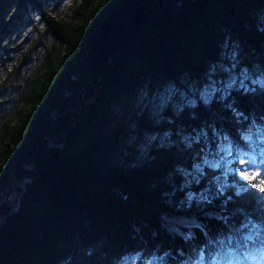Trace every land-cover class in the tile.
I'll return each mask as SVG.
<instances>
[{
  "label": "trees",
  "instance_id": "16d2710c",
  "mask_svg": "<svg viewBox=\"0 0 264 264\" xmlns=\"http://www.w3.org/2000/svg\"><path fill=\"white\" fill-rule=\"evenodd\" d=\"M119 1L73 0L64 18L49 15L58 0H0V57L20 27L40 17L43 28L6 80L50 40L0 123V204L20 188L0 220V264H161L151 257L166 252L163 264H213L217 253L219 264H258L217 241L264 223V193L237 196L241 178L204 160L264 135V87L253 83L264 81V0H156L134 40L92 71L90 35ZM209 84L220 91L204 104ZM189 191L212 204H189Z\"/></svg>",
  "mask_w": 264,
  "mask_h": 264
},
{
  "label": "snow or ice",
  "instance_id": "6c2138e0",
  "mask_svg": "<svg viewBox=\"0 0 264 264\" xmlns=\"http://www.w3.org/2000/svg\"><path fill=\"white\" fill-rule=\"evenodd\" d=\"M39 20L40 17H37ZM226 72L227 69L225 68ZM212 70L209 72V79H211ZM253 83H259L261 87H264V81H253ZM232 84H235V80L231 84L227 85V88H231ZM209 88L210 91H202L201 99L204 104H209L212 102V98L220 90L214 86V84H209L205 86ZM241 87H245L243 81H241ZM247 90V89H245ZM227 92L222 96L226 98ZM225 140H228L227 135L224 136ZM246 141L247 151L241 149L240 147L234 146L231 142L226 145L217 147L220 149V152L225 153L221 156L219 160L209 163L207 160H204V163L211 169H219L223 166L225 174L231 173L233 177L239 176L241 180L235 181L233 187H237L236 195L239 196L242 192H248L249 186L258 190L259 193H264V179H259L261 173L264 172V135H258L255 141L252 140V137L245 136L242 137ZM198 142V141H197ZM188 147L191 148L192 144L189 143ZM230 157V159H229ZM194 169L203 175V171L200 169L199 165L194 164ZM258 180V182H256ZM242 181H247V184L242 183ZM195 183L199 184L200 180L195 179ZM227 186V185H225ZM182 191V189H181ZM217 191L222 194L223 189L218 188ZM186 199L191 204V202L199 195L200 200L207 204L211 205L212 200L209 197L205 196L203 192L199 194L194 191H189L185 193ZM261 203L264 205V197H261ZM227 219V218H225ZM245 228H248V232L242 237H237L235 235L229 234L224 239H219L217 243L222 247L227 243L229 253H233L236 249H244L242 256H236L235 259H242L243 261H257L258 264H264V223H256L252 220H249L247 224L244 225ZM189 237H185L188 239ZM235 245V248L232 246ZM168 256V253H164L163 256L152 255L151 261H160L163 264L165 257ZM220 253L213 255L211 261L213 264H219V261L222 259ZM203 254L200 255L199 260L203 261ZM187 264V262H185ZM198 264V262H194ZM231 264V260H229Z\"/></svg>",
  "mask_w": 264,
  "mask_h": 264
},
{
  "label": "rangeland",
  "instance_id": "374dc122",
  "mask_svg": "<svg viewBox=\"0 0 264 264\" xmlns=\"http://www.w3.org/2000/svg\"><path fill=\"white\" fill-rule=\"evenodd\" d=\"M71 0H60V13H52L50 12V16H53V14L56 17H67L72 14V6ZM27 23L25 26L20 27L18 33L14 34L11 38V41L7 43L6 40H4V43L7 44V53L5 55H2L0 57V123L2 119L5 120H13V117L16 114V111L20 108L21 101H19V94L14 92L15 89H22L26 85V80H28V77H34L36 76L40 71V65L42 61V57L45 52V45L46 47L50 44L49 38H47L45 41H42L41 43H36L34 48L31 49L29 55H28V63L25 65V67L20 68L19 77L11 76L10 78H7L6 74L9 70H11L12 66L16 64L19 57L25 53L29 48L34 44V41L36 39V34L38 33L36 30L34 32V27L37 26V29L39 32H43V28L41 24H34ZM33 31V32H31ZM91 36V35H90ZM118 54V53H117ZM90 68V67H89ZM20 188H17L16 191L10 195V193L7 192L6 197L2 203H5V206L9 207L14 199L16 200L17 196H13L15 192L17 193ZM13 200V201H12ZM0 204V220L4 214H6V211L10 210V207L7 209H1ZM3 206V204H2Z\"/></svg>",
  "mask_w": 264,
  "mask_h": 264
},
{
  "label": "water",
  "instance_id": "95a60500",
  "mask_svg": "<svg viewBox=\"0 0 264 264\" xmlns=\"http://www.w3.org/2000/svg\"><path fill=\"white\" fill-rule=\"evenodd\" d=\"M155 1L120 0L109 9L90 36V50L85 60L92 71L106 64L109 56L120 53L134 40L151 17ZM116 32L119 35H115Z\"/></svg>",
  "mask_w": 264,
  "mask_h": 264
},
{
  "label": "bare ground",
  "instance_id": "6f19581e",
  "mask_svg": "<svg viewBox=\"0 0 264 264\" xmlns=\"http://www.w3.org/2000/svg\"><path fill=\"white\" fill-rule=\"evenodd\" d=\"M70 2H71V5H70V6H72V5H73V0H71ZM60 6H61V5H60V0H58L57 7H54V6H53L54 8H52V10H50L49 12H52V13H55V14H57V13L62 14V13L59 11V10H60V9H59ZM55 8H57V9H55ZM152 13H153V9H152ZM49 15H50V13H49ZM53 16L56 17L54 14H53ZM50 17H52V16H50ZM32 22H35V23H36V22H38V20H37V19H34V20H32ZM31 32H33V31H31ZM36 35H37V34H36ZM115 35H119V33L116 32ZM111 56H112V55H111ZM111 56H109V58H110ZM86 63H87V62H86ZM87 65H88V64H87Z\"/></svg>",
  "mask_w": 264,
  "mask_h": 264
}]
</instances>
